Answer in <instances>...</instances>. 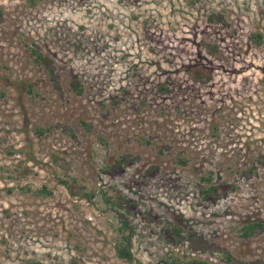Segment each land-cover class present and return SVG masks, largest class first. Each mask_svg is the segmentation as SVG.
I'll return each mask as SVG.
<instances>
[{
  "label": "rangeland",
  "instance_id": "rangeland-1",
  "mask_svg": "<svg viewBox=\"0 0 264 264\" xmlns=\"http://www.w3.org/2000/svg\"><path fill=\"white\" fill-rule=\"evenodd\" d=\"M179 260L264 264V0H0V264Z\"/></svg>",
  "mask_w": 264,
  "mask_h": 264
},
{
  "label": "trees",
  "instance_id": "trees-1",
  "mask_svg": "<svg viewBox=\"0 0 264 264\" xmlns=\"http://www.w3.org/2000/svg\"><path fill=\"white\" fill-rule=\"evenodd\" d=\"M29 3L31 4H35L38 0H27ZM193 75L194 78L200 81H204L206 82L209 78H210V74L207 73L206 69L204 67H202L201 65H199L198 67H195L193 70ZM206 182H208L207 180H205ZM67 185V188L69 190L70 193L72 194H78V195H85L84 191L82 188H78L77 186H75V184H67L68 181L65 180V182ZM203 194L205 197L210 196V195H218L219 194V188L215 185V184H210L207 187L202 188ZM87 196V195H86ZM123 226L124 229L128 230V225L127 223H123L121 224ZM255 226H251L249 229H243V233L245 236H248L253 230ZM125 235V236H124ZM121 245L117 248V252L118 255L124 259H130L131 258V252H130V247H129V243L131 241V237L129 236L128 232L127 234H125L124 230H122L121 232ZM174 264H208L207 262L204 261H196V260H187V261H182L179 260L178 262L174 263Z\"/></svg>",
  "mask_w": 264,
  "mask_h": 264
}]
</instances>
